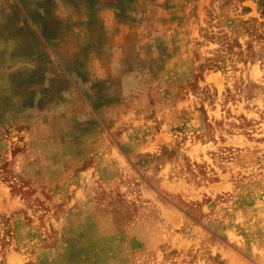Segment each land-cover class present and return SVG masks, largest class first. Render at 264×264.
Returning <instances> with one entry per match:
<instances>
[{
    "label": "rangeland",
    "instance_id": "rangeland-1",
    "mask_svg": "<svg viewBox=\"0 0 264 264\" xmlns=\"http://www.w3.org/2000/svg\"><path fill=\"white\" fill-rule=\"evenodd\" d=\"M168 5L139 18L116 175L0 151V264H264V0Z\"/></svg>",
    "mask_w": 264,
    "mask_h": 264
},
{
    "label": "crops",
    "instance_id": "crops-1",
    "mask_svg": "<svg viewBox=\"0 0 264 264\" xmlns=\"http://www.w3.org/2000/svg\"><path fill=\"white\" fill-rule=\"evenodd\" d=\"M168 2L0 0V151L24 148L45 175L60 160L78 165L58 176H113L137 143L124 101L143 78L139 18L179 16Z\"/></svg>",
    "mask_w": 264,
    "mask_h": 264
}]
</instances>
